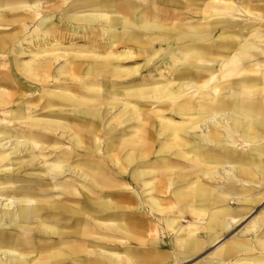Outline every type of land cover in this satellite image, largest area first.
<instances>
[{
  "label": "bare ground",
  "instance_id": "6f19581e",
  "mask_svg": "<svg viewBox=\"0 0 264 264\" xmlns=\"http://www.w3.org/2000/svg\"><path fill=\"white\" fill-rule=\"evenodd\" d=\"M232 1L234 9L238 10L239 4L240 10L248 11L249 18L242 32L220 38L215 56H211L208 49L198 47H186L175 55L166 53L156 61L155 75L146 78L132 73L131 68L114 67L109 74L119 81L123 78L128 80L118 90L111 88L115 87L114 83L102 80L99 70L101 80L80 82L83 76L79 74L91 70L83 69L80 62L70 64L53 77L42 75V86L31 90L35 95L26 100L20 99L22 96L14 97L9 89L0 85V148L12 147L11 152L4 156L0 154V161L20 152L27 153V157L16 164L20 176L4 183L0 181V264H101L103 260H110L113 264L126 263L116 252L102 250L88 254L89 248L82 243L85 234L95 227L98 232L118 233H124L132 226L146 228L145 217L141 220V216L136 215L134 220L125 212L132 209L133 199L117 191L120 188L118 178H125L133 184H138L139 178H148L141 179L143 188L153 194L169 192V207L163 205V197L155 196L149 198L147 205L166 224L172 234L171 249L178 251L179 257H189L207 245H218L224 232L232 225L229 220L234 224L243 220L264 199V0ZM241 3L246 6H241ZM109 13L93 18L99 28L114 29L115 20L108 18ZM36 25L28 35L32 37L28 43H37L35 46L39 49V43L43 45L47 39L40 35L47 32L42 33L40 28L45 27V21ZM1 42L2 39L0 48L5 46ZM106 61L108 65L113 64ZM184 63L213 67L204 73L191 75L190 72L175 70ZM126 71L130 72L124 73ZM91 72L84 77L91 78ZM74 82L80 84L74 86ZM48 84L49 87H59V91L42 90L43 85ZM23 88L18 86L17 90L22 91ZM106 98H109L108 103ZM118 98L155 100H148V106L153 107L152 102H158L156 106L159 108L154 111L149 108L148 111L147 107L140 106L139 112L144 110L145 113L141 129L127 126L133 128V137L123 139L119 144L111 135L103 151H96L100 156H96L93 151L101 147V139H97L93 132L83 130L90 116L97 115L94 118L98 120L106 105L115 108L121 103L120 117L127 115L125 119H135L137 111L130 110ZM211 108L214 111L213 130L199 129L197 122L208 115ZM192 110L200 111L189 119L187 117L191 116L188 115ZM165 112L185 116L177 122L169 119L171 116L166 117ZM68 114H75L77 119L70 118ZM104 129L113 131L111 127ZM51 133L59 136L62 146L64 139L69 140L71 147L67 150L62 148L60 158L47 163L41 160V153L46 148L42 137L52 139ZM89 133L95 136L93 150L84 141V136ZM157 146L159 153L172 151L185 163L177 165L162 160L161 166L154 164L153 169L136 165L135 162L148 161V154L151 151L154 154ZM217 157L224 160L225 167L221 168L224 179L213 185L221 170L217 168L219 164L209 161L213 162ZM41 163L42 172H30ZM69 175H77L94 189L82 183L76 186L68 182L66 186H60L65 199L76 198L78 202L59 207L56 201H49L47 192L55 187L60 177ZM224 182L235 185L228 187L223 185ZM43 185L47 187L42 188ZM6 186L11 187L3 188ZM88 215L94 218L90 228ZM183 215L190 217L189 224L179 223ZM253 232L256 234L251 242L234 238L219 245L215 254L234 258L232 264H264V211L256 214L243 231L247 235ZM137 237L144 240V234ZM79 238L82 240L80 243ZM87 254L98 256L100 261L87 259ZM151 257L150 254H132L127 260L130 264H152L147 262ZM214 259L209 264H227L224 260ZM136 260H145V263Z\"/></svg>",
  "mask_w": 264,
  "mask_h": 264
},
{
  "label": "crops",
  "instance_id": "0c3cea01",
  "mask_svg": "<svg viewBox=\"0 0 264 264\" xmlns=\"http://www.w3.org/2000/svg\"><path fill=\"white\" fill-rule=\"evenodd\" d=\"M188 1L189 3H187V0H1L0 39H2L1 43L5 46L0 48V54L7 57L3 58L2 63H0V85L5 88L40 85V72L52 70L53 68L50 66L52 63L50 60L41 61L37 58L26 62L22 59V56L33 54L34 49L36 51L34 54H40L42 50L39 49L46 46V48H49L53 42L56 43L55 45H60L62 50L59 52L67 55V61L64 60L61 69H67L70 64L80 62L83 69L106 71L118 66L124 67L125 64L122 60L128 58L129 60H135L133 61L135 63L130 64V68L144 71L146 78L151 74L155 75L153 72L158 67L156 61L166 53L175 55L178 51L186 49V47H198L208 49L211 56L217 55L216 49L219 40H221L220 38L230 37L233 33L242 32L245 24H247L248 11L240 10L239 4H237L238 10L234 9L235 5L232 0ZM237 1V3L242 2ZM241 4L243 7L246 6L243 3ZM249 4L251 5V3ZM107 12H111L108 18L115 20L114 29L110 31L99 28L98 22L95 24L94 21L95 18L98 19ZM22 19L23 21H21ZM40 21H45V27H40L42 33L47 32L40 35V37L47 39L43 45L39 43L38 49L35 46L37 43H28L29 39L32 38L28 35L37 26L36 24H40ZM20 46L23 49H20ZM59 52H56V54ZM11 55L20 56L17 59L18 62H14L10 58ZM106 60L113 64L108 65ZM178 63H175V66ZM91 64L94 66L93 68ZM163 66L165 67V65ZM212 67L198 63H184L175 70L190 72L191 75L204 73V70ZM99 80L101 79L99 78ZM180 99L182 100V98ZM148 100L155 102V100ZM148 100L146 99L147 110L150 104ZM154 104H158V102H152V105ZM213 112V108H211L209 114L197 122L199 129L213 130ZM171 114L178 117V122L181 120L180 117L184 118L185 116ZM210 121L211 123H209ZM209 162L218 164V162L224 163V160L217 157L213 159V162ZM226 186L229 187L230 185ZM232 187L234 186L232 185ZM185 217L190 219L188 215L183 218ZM241 221L234 224L233 221L229 220V224L232 225L221 237V239L225 238V243L233 240L234 237L251 242V238L256 233L254 235L242 234L243 236H238L239 231H237V234L234 233L229 236L230 230ZM149 231L150 226L147 225V240L152 243L154 241L162 243L165 238L170 237L165 230L151 236L148 234ZM240 231H243V229ZM227 235L228 237H226ZM158 237H161L159 241H157ZM165 243L168 244L169 239ZM209 246H213V244L206 247ZM213 248L210 252L212 257L214 255L215 258L224 260L227 264H232L234 258L218 256L214 254L218 247L213 246ZM166 249L167 253L164 251L162 254H173L168 248ZM179 258L186 259L188 257Z\"/></svg>",
  "mask_w": 264,
  "mask_h": 264
},
{
  "label": "rangeland",
  "instance_id": "374dc122",
  "mask_svg": "<svg viewBox=\"0 0 264 264\" xmlns=\"http://www.w3.org/2000/svg\"><path fill=\"white\" fill-rule=\"evenodd\" d=\"M55 44L56 43L53 42L51 44L52 46L50 45L49 48L43 47V49H40V50L44 51L43 53L22 56L23 57L22 59H24L26 62H28L34 58H37L41 61H49L50 60V62L52 63L50 66L53 69L48 71V72L42 71V72H40V75L41 76L44 75L45 77H48V76L53 77V76L60 73V69H61L60 67L63 65L64 60L67 61V55H63L61 52H59L60 50H62V49H60V45L59 44L55 45ZM49 50H51V51H49ZM56 52H59V53L56 54ZM6 57L7 56L0 54V63L3 60V58H6ZM19 57L20 56H15V55L10 56V58L12 60H14V62H16V61L18 62L17 59ZM52 59H54V60H52ZM133 61H135V60H129L128 58H127V60H122V62H124V64H125L124 68H130V64L135 63ZM140 62L141 61L139 60V63ZM91 71H94V72H91ZM88 72H91V78L86 79V77H84V75L88 74ZM101 72H102V80L106 81L108 84H110L111 82L114 83L115 87H111V88H113L115 90H118L120 87H124L125 85L123 83L126 84V82L128 81L125 78H123L122 81H119V79L114 78L113 75L109 74L110 73L109 70L101 71ZM127 72H130V71H126L124 73H127ZM81 73L79 74V76H81V77L83 76L80 79L81 80L80 82H82V83L90 82V81L95 82L96 80H99V78H100L99 71H96V70H92V69L90 71L85 70V71H82ZM132 73L137 74L140 77L142 76L141 78L145 77L144 71L135 72V70H133ZM92 75H94V76H92ZM56 79L59 80L58 82L61 81L60 78H56ZM38 81H39V79H38ZM46 81H48V80H46ZM39 82H41V81H39ZM80 82H74L73 85L76 86V85L80 84ZM49 85L50 84L43 85L42 90H46V89L50 88L49 91L50 90L59 91V89H60L59 87L58 88L52 87V86L49 87ZM41 86H42L41 84L40 85L37 84L36 86L25 87V88H23L22 91H18L17 90L18 87H16V86L15 87L10 86L8 88L6 87L5 89H9V91H11L13 93L14 97L22 96V97H20V99L26 100V99H29L31 96L35 95L34 91H31V90L36 89L37 87L40 88ZM28 90H30V91H28ZM108 99L109 98H106V102ZM118 99L121 100V102L126 103L130 110L137 111L135 113V119L130 120V117H127L125 119V117L127 115L120 117L119 114H120V112H122V109H123V105H121V103L115 108H111V106L106 105L104 107V109L102 108L103 112L100 115V117L98 118V120H96V118H94L97 115H95L94 117L92 116V118H90L91 117L90 116L88 118V122H87L88 125L86 127H84L83 130L85 132H90V133L93 132V134L97 137V139L98 138L101 139V142H100L101 147H99L97 150L95 149V145H94V143H95L94 137L95 136L93 137V134L89 133V135L87 137L84 136V138H85L84 141H85V144L88 145L91 150L95 149V151H93L95 153H96V151L98 152L99 149L103 151V147L107 146L108 139H110L111 135L116 137L117 142H118L117 144L122 143L123 139L128 140L129 138L133 137L134 131H131L133 128L129 129L127 126L131 125L135 129L138 128V130H139V129H141L142 124L144 123V120L142 121V118L144 119L145 113H144V110L139 112V107L144 106V108H146V100H141L138 98H131V99L130 98H118ZM156 105H158V104H154V105H152L153 107L150 106L149 108H151L152 111L157 110L159 107ZM154 106H156V107H154ZM26 108L27 107H25V109ZM106 111L108 113H106ZM167 112H165L166 117L171 116L169 119H172V120L174 119L175 121L178 122V117L176 115L171 114V113H167ZM193 112H195V113H193ZM190 113L191 114H189L188 116H190V115L191 116L187 117L189 119H191L193 116L195 117V115L196 116L198 115V111L192 110ZM68 116L70 118L73 117L74 119H77L75 114H68ZM123 119H125V120L122 121ZM154 120H156V122H160L159 119L158 120L153 119V121ZM181 120H182V118H181ZM140 122H141V124H140ZM105 127L106 128L111 127V128H113V131L112 132L107 131L104 129ZM50 135H51L52 139L42 137L43 141L46 143V148H45V151L41 153V156H42L41 160H45L47 163L52 162V161L56 160L57 158H60L61 153L63 152V151H61L62 148L63 149H66V148L69 149L71 147V143L69 140L64 139L63 140L64 146H62V143H60V141L58 140L59 136L57 134L51 133ZM168 139L170 141V138L167 137V141H168ZM175 150H177V149H175ZM11 151H12V147H9V146H6L4 148H0L1 156H4L6 153L11 152ZM158 151H160L159 146L156 147L154 154L152 151L148 154V161L146 159L144 162H142V161L135 162V163H137L136 165H138V164L139 165H145L146 168L153 169L155 167V165H159V167H160L162 160L168 161L170 163L173 162L177 165H183L185 163L184 159L182 157H180V159H179L178 155L176 153H172V151H167V152L165 151L163 153H159ZM95 155L100 156L97 153ZM104 155L106 157L108 156V154H105V153H104ZM96 156H94V157L97 158ZM26 157H27V153L20 152L19 154L11 156L10 159H2V161H0V181L4 183L8 180L10 181V178H15L17 176H20V174L17 173L18 170H17L16 164L18 162L24 160ZM86 157L91 158V156H86ZM159 158H160L159 162H156V163L152 162L155 159H159ZM121 163L124 165L123 162H121ZM146 163H148V164H146ZM72 164L74 165L75 163L73 162ZM218 164L219 165L217 166V168H220L219 170H221L222 167H225L224 166L225 164H223V162H221V163L218 162ZM41 166H42V163L39 165H36L35 168H33V170H31L30 172L38 173L42 169ZM223 174L224 173L222 172V170L219 171V173L217 175L218 177L216 179H214L212 182L213 185H218V183H220V181L224 179ZM153 176H154V174L151 175L150 177H153ZM118 179L120 180V183H119L120 188L117 191H119L122 194H128V196H131L133 199V203H134V204L133 203L130 204L132 206V209L125 210V212L131 214V216L134 218V220L136 218V215L141 216V220L145 217L147 225L150 226V231L148 233L150 236L152 234L156 235V234L162 233L163 230H165L167 233H169L168 228H167L166 224L164 223V221L162 219H159L152 212V210H150V208H148V205H147L149 198L152 196H155L156 198H159V199L163 197V199H164L163 205L165 207H169L171 205V202H170L171 195L169 194V192L165 193V194L164 193L163 194L162 193L157 194L158 192H155L153 194V192H151L150 190H148V189L146 190L145 187L144 188L142 187L141 179H142V181H144V180H148V178H139L138 184H133L130 180L127 181V179H125V178H118ZM68 182H70L76 186H80L82 183L83 185H86L87 188H90V189L93 188L94 189V187H92V185H90L89 182L84 181L82 178H79L77 175L76 176L75 175H71V176L69 175V176L62 177V178L60 177L56 181L55 187H53V189H51V190H49V192H47V193H49V197H50L49 201L50 202L56 201L58 203L59 207L64 206L65 204H67V206H70V204H72L74 201H75L74 202L75 204L78 202V199H76V198H71V199L67 200V199H65V196L62 195L61 187L66 186ZM98 183L101 184V181L99 180ZM223 185H230V186L233 185L234 186V184L229 183V182H226V183L224 182ZM7 187H11V186H6L3 188L8 189ZM45 187H47V186L46 185L42 186V188H45ZM48 187H50V185ZM47 193L43 192V194H45V195ZM69 202H71V203H69ZM122 205L127 206L126 203H122ZM172 211L173 210H171V212ZM261 211H264V200H262L258 205L254 206L253 210L244 218V220L241 221L236 226H234L232 228V230H230L231 232H230L229 236L236 233L237 231H239L238 236L239 235L243 236L242 234H245V233H243V231H244V229H246L248 222L253 217H255L256 214L260 213ZM184 216L185 215H183L181 217V219L179 220V223L181 225H184V224L187 225L190 222V220L187 219V217L183 218ZM88 217L90 218V221H91L90 222L91 225L89 226V228H90L93 226L92 223H94V218L90 217L89 215H88ZM86 219H87V217H86ZM84 222H86V221H84ZM146 228H147V226H146ZM146 228H144L142 226H138V227L132 226V227H129V230L126 228L124 233H118V232H107V231L98 232L97 227H95L94 229H91V230L88 229L89 231L87 230L88 232H87V234H85V236L83 238L84 242L81 240V238H79L78 240H80L79 243L82 241V243H84L86 245V247L89 248L90 253H88V254H96L97 251L99 252L102 250L109 251L112 253H115V252L119 253L118 255L121 257V260L126 261V263H123V264H130L129 261L127 260V257L129 255H132V254H150L152 256L151 257L152 259H150L151 261H147V262H150L152 264H173V263L179 264L180 262H181L180 264H208L210 262H213L211 260L214 257V255L212 257L210 252L214 249L213 248L214 245L203 248L202 251L200 250L199 253L197 252V254L195 253V255H193L191 257H188L186 259H182V258L178 257L179 255L177 256V254H179L178 251L171 249L170 237H172V234L169 233L168 236H170V237L165 238L162 241V243H157L155 241L152 243L149 240H147L148 236H146L147 235ZM242 229H243V231H240ZM130 230H131V232H130ZM132 232H133V234H132ZM138 234H141V235L144 234V240L141 241V238L137 237ZM254 234H255V232H253L252 234L250 233V235H254ZM160 236H164V235H160ZM226 237H228V235ZM160 239H161V237H158L157 241H159ZM167 239H169V243L164 244V242L167 241ZM236 239H239V238H236ZM225 241H226L225 238H222V241H220V243L216 246L218 247L219 245L225 243ZM154 245L157 246L158 248H155ZM166 248H168V250L170 252H172L173 254H162L164 251L167 253ZM92 250H95L96 252L93 253ZM127 250L132 251V253L128 252ZM88 254L85 256L87 259H94V260L100 261L98 256L96 257L95 255H88ZM214 254H215V252H214ZM240 254H243V253H240ZM136 261L141 262L140 260H136ZM142 262L145 263V260H143ZM101 264H113V263L110 260H103ZM212 264H216V263L214 262Z\"/></svg>",
  "mask_w": 264,
  "mask_h": 264
}]
</instances>
